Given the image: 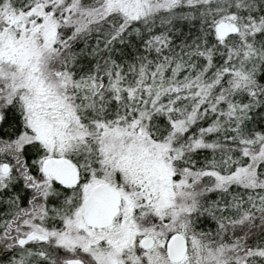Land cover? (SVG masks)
Returning <instances> with one entry per match:
<instances>
[{"label": "snow or ice", "instance_id": "snow-or-ice-1", "mask_svg": "<svg viewBox=\"0 0 264 264\" xmlns=\"http://www.w3.org/2000/svg\"><path fill=\"white\" fill-rule=\"evenodd\" d=\"M0 264H264V0H0Z\"/></svg>", "mask_w": 264, "mask_h": 264}]
</instances>
